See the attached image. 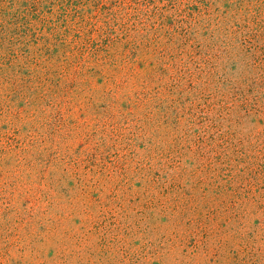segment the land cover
I'll use <instances>...</instances> for the list:
<instances>
[{"label":"rangeland","instance_id":"1","mask_svg":"<svg viewBox=\"0 0 264 264\" xmlns=\"http://www.w3.org/2000/svg\"><path fill=\"white\" fill-rule=\"evenodd\" d=\"M0 264H264V0H0Z\"/></svg>","mask_w":264,"mask_h":264},{"label":"trees","instance_id":"2","mask_svg":"<svg viewBox=\"0 0 264 264\" xmlns=\"http://www.w3.org/2000/svg\"><path fill=\"white\" fill-rule=\"evenodd\" d=\"M37 1H39V0H37ZM28 13H29V10L24 13V16H26Z\"/></svg>","mask_w":264,"mask_h":264}]
</instances>
